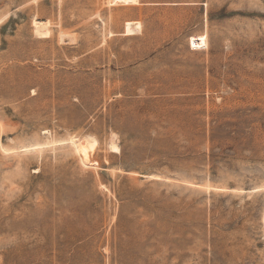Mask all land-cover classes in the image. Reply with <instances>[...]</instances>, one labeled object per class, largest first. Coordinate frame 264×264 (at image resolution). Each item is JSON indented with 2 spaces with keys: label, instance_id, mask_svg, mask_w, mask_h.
<instances>
[{
  "label": "rangeland",
  "instance_id": "374dc122",
  "mask_svg": "<svg viewBox=\"0 0 264 264\" xmlns=\"http://www.w3.org/2000/svg\"><path fill=\"white\" fill-rule=\"evenodd\" d=\"M0 264H264V0H0Z\"/></svg>",
  "mask_w": 264,
  "mask_h": 264
},
{
  "label": "bare ground",
  "instance_id": "6f19581e",
  "mask_svg": "<svg viewBox=\"0 0 264 264\" xmlns=\"http://www.w3.org/2000/svg\"><path fill=\"white\" fill-rule=\"evenodd\" d=\"M62 38L66 39L67 37L65 36V34H62ZM72 143L76 151L82 157L83 154L86 153L87 151H94L97 147L98 141L96 138L89 136L78 140L77 138L76 139L73 138Z\"/></svg>",
  "mask_w": 264,
  "mask_h": 264
}]
</instances>
